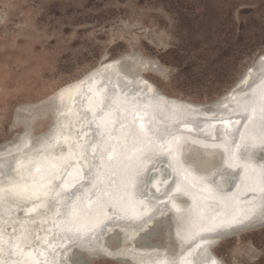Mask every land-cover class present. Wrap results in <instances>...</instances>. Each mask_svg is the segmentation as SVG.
<instances>
[{
	"label": "bare ground",
	"instance_id": "obj_1",
	"mask_svg": "<svg viewBox=\"0 0 264 264\" xmlns=\"http://www.w3.org/2000/svg\"><path fill=\"white\" fill-rule=\"evenodd\" d=\"M107 58L108 55L100 57L81 76L58 86L41 100L17 106L13 123L21 125V128L0 141V189L3 190L0 192V264H70L73 257L82 264H93L97 258H110L120 264H160V261L167 264H206L212 259L217 264H224L212 248L230 237H219L229 228L218 234L200 231L201 225L223 210L224 205L218 198L241 192L236 204L240 213L237 218L246 222L250 220H245L246 214L255 212L251 219L260 222V227L264 222L259 219V194L245 189L239 180H228L227 175H213L215 169L198 171L186 163L185 167L189 166L195 172L193 176L197 182L210 188L211 195L189 191L187 194H173L168 199L164 193L172 185V180L182 187L184 183L178 170L157 162L158 171L147 174L153 182L161 181L157 185L160 192L157 193L155 188L151 191L163 202L148 205L147 215L143 218L151 216L152 219L143 227L141 221L116 219L113 208L105 206L106 215L99 216L102 228L96 231L95 239L83 243L70 242L62 228L66 226L65 213L69 202L76 200L87 207L89 193L101 175L107 172V156L101 165L99 158H94L91 146L98 147L119 121L113 112L116 124L110 122L107 127L97 130L101 108L115 99L123 111L130 108L145 110L143 120L153 125L175 128L185 120L198 119L203 127L216 116L228 114V110L234 116L239 107L259 99L261 90H264V56L244 74L242 85L231 89L221 100L205 106H202L203 101L192 103L190 99L171 97L150 82L143 72L149 70L162 75L165 69L138 50L131 49L113 60L104 61ZM161 99L183 100L181 103L216 118L203 119L179 110H167L168 106L162 104ZM225 104L228 110L221 108ZM20 110L32 112L31 116L19 115ZM37 114L46 117L47 123L35 132L33 121ZM258 124L259 120L254 126ZM205 136L199 129L191 133L182 129L181 143L193 154L204 156L214 153L213 158L219 160L222 149H205L200 143ZM113 143L115 141L110 142L107 148H111ZM146 151L155 153L154 149ZM262 157L264 153L257 148L253 162L260 164ZM168 159L163 153L156 156L157 161ZM145 166L152 167L147 162ZM227 171L223 167L220 169L221 173ZM165 179H168V184L162 183ZM110 203L104 201L103 205ZM142 207L137 201L135 207L127 212L116 210L115 214L121 217L136 215ZM200 211L205 213L203 217L198 216ZM218 223H224L223 219ZM254 228L251 226L245 231ZM215 239L216 242L206 252L210 243L201 241Z\"/></svg>",
	"mask_w": 264,
	"mask_h": 264
},
{
	"label": "rangeland",
	"instance_id": "obj_2",
	"mask_svg": "<svg viewBox=\"0 0 264 264\" xmlns=\"http://www.w3.org/2000/svg\"><path fill=\"white\" fill-rule=\"evenodd\" d=\"M255 38L264 39V0H0V141L21 128L13 123L18 105L41 100L100 57L113 60L129 49L163 66L162 75H143L165 94L212 99L264 49L263 42L238 59L240 42ZM46 123L37 114L33 131ZM212 250L224 264H264V226Z\"/></svg>",
	"mask_w": 264,
	"mask_h": 264
},
{
	"label": "snow or ice",
	"instance_id": "obj_3",
	"mask_svg": "<svg viewBox=\"0 0 264 264\" xmlns=\"http://www.w3.org/2000/svg\"><path fill=\"white\" fill-rule=\"evenodd\" d=\"M117 105L118 102L113 99L110 104L101 108L102 114L96 125L97 130L107 127L110 122L116 124L113 120V112H116L119 124L112 132L104 136L98 147L91 146L94 158L98 157L101 165L104 164L105 155L107 156V172L102 174L93 186V190L87 197V207L77 203L76 200L70 201L67 205L66 226L62 228V231L68 241L83 243L95 239L96 231L102 228L99 216L106 215L105 206L113 208L116 219L141 221V227L147 224L152 219L151 216L147 219L143 218L147 215L148 205L155 206V203L163 202L151 191L155 188L159 193L160 188L157 185L161 181L153 182V178L147 174L154 170L158 171L157 162L166 164L167 168H173L174 171L178 170L184 183L182 187L173 179L174 187L169 185L164 193L166 198L171 199L173 194H187L189 191L211 195L210 188L205 183H198L185 164H189L198 171L215 169L213 175L217 173L222 176L227 175L228 180H239L245 189L259 194V219L264 222V157L260 164L253 162L257 148L264 153V90H261L258 100L239 107L234 116L228 110L227 104L222 105L221 108L228 110V114L206 122L203 127L198 119L185 120L175 128L160 127L143 120L142 113L146 115L145 110L138 111L136 108H130L123 111ZM257 120L259 124L254 126ZM126 129H128L127 133H125ZM182 129L189 133L198 129L202 130L206 136L200 140V143L205 149H222L219 160L213 158L214 153L201 156L199 153L193 154L187 151L181 143ZM113 141L115 143L112 147L107 148V145ZM147 149H154L155 153H149ZM160 153L165 154L169 159L157 161L156 156ZM145 162L152 167H146ZM221 167L229 171L221 173ZM36 171L39 172L40 169L37 168ZM162 183L168 184V179L163 180ZM239 187L238 184L237 188ZM2 191L0 189V192ZM240 195L241 192L238 191L230 197H219V202L224 205L223 210L212 216L206 224L201 225L200 231L219 233L227 228L243 224L245 221L237 218L240 213L236 209ZM104 201L112 203L103 205ZM137 201L143 205L139 214L125 217L115 214L116 210L127 212L135 207ZM94 204L97 206L93 207ZM173 207H176L175 203ZM176 210L180 211L179 208ZM204 215L203 211L198 212L199 217ZM254 215H256L255 212H249L245 220L251 219ZM220 219H223L224 223H218ZM201 243H211V241L202 240ZM70 264H82V262L73 257ZM160 264H167V262L160 261ZM206 264H217V261L212 259Z\"/></svg>",
	"mask_w": 264,
	"mask_h": 264
},
{
	"label": "water",
	"instance_id": "obj_4",
	"mask_svg": "<svg viewBox=\"0 0 264 264\" xmlns=\"http://www.w3.org/2000/svg\"><path fill=\"white\" fill-rule=\"evenodd\" d=\"M129 50H131V49H129ZM263 56H264V49L257 52V54L245 64V66L243 67L242 71L237 76V78L228 87H226L220 94L216 95L212 99L203 100L204 103H202L203 104L202 106H205V105H207L213 101L221 100V98L224 97L231 89L239 87L240 85H242L243 84L242 78H244V74H246L247 71L250 70V68L253 66V64L257 60L262 59ZM240 81H241V83H240ZM181 101H183V100H181ZM181 101L176 102V101H167V100H163V99L160 100V102L162 104H165V106H168L167 110L175 109V110H179L183 114L190 115V116H196L197 118H203V119H211V118L218 117V116L214 117V115H208L206 113H203V111H200L199 109L189 107L188 105L181 103ZM198 102H202V101H193L192 100V103H198ZM182 144H184V143H182ZM186 168L192 174L195 173L193 170H191V168L189 166H186ZM260 224H261L260 222L255 221L254 219H250L249 221H246L241 225H237L235 227H231V228L227 229L224 233H220L219 237L223 238V237H226L227 235H229V236L237 235V234L249 229L251 226H254L256 228ZM215 234H218V233H215ZM219 237H217V239ZM217 239L211 241V243L208 245V247H206V252L209 251V246H211V244L215 243Z\"/></svg>",
	"mask_w": 264,
	"mask_h": 264
},
{
	"label": "trees",
	"instance_id": "obj_5",
	"mask_svg": "<svg viewBox=\"0 0 264 264\" xmlns=\"http://www.w3.org/2000/svg\"><path fill=\"white\" fill-rule=\"evenodd\" d=\"M240 12L242 13V12H245V11L241 10ZM241 30H242V27H241ZM240 39H241V37H240ZM263 42H264L263 38H261V39L255 38V39L250 40V41H248L246 43H241L240 42V46H239V49H238V51H239L238 59H240L244 54L250 53L251 51H253L258 45L262 44Z\"/></svg>",
	"mask_w": 264,
	"mask_h": 264
}]
</instances>
